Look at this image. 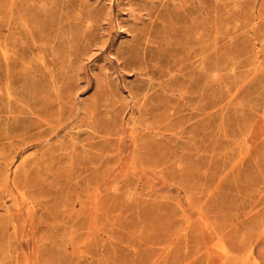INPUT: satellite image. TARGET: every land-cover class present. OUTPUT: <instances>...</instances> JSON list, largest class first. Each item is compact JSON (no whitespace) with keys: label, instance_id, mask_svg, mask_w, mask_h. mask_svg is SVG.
Masks as SVG:
<instances>
[{"label":"rangeland","instance_id":"obj_1","mask_svg":"<svg viewBox=\"0 0 264 264\" xmlns=\"http://www.w3.org/2000/svg\"><path fill=\"white\" fill-rule=\"evenodd\" d=\"M0 264H264V0H0Z\"/></svg>","mask_w":264,"mask_h":264}]
</instances>
